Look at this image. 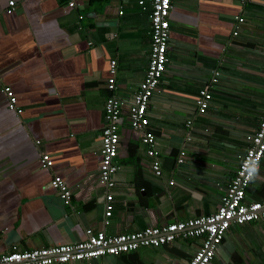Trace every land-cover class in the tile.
Masks as SVG:
<instances>
[{"label":"crops","instance_id":"0c3cea01","mask_svg":"<svg viewBox=\"0 0 264 264\" xmlns=\"http://www.w3.org/2000/svg\"><path fill=\"white\" fill-rule=\"evenodd\" d=\"M7 1L0 0V253L73 243L86 227L115 234L212 213L264 114V0H170L168 60L146 108L160 174L124 111L109 190L98 181L103 102L110 94L128 101L143 77L147 9L138 0H13L5 13ZM214 72L208 107L197 114V91ZM3 85L20 112L7 107ZM41 153L50 168L40 166ZM54 175L70 191L68 204L50 185ZM262 197L264 155L244 200ZM197 245L178 238L93 264H185ZM208 264H264V219L231 225Z\"/></svg>","mask_w":264,"mask_h":264},{"label":"built area","instance_id":"2783aa9c","mask_svg":"<svg viewBox=\"0 0 264 264\" xmlns=\"http://www.w3.org/2000/svg\"><path fill=\"white\" fill-rule=\"evenodd\" d=\"M143 9H147L150 40L148 60L142 79L128 101H123L113 94L108 95L103 102L104 124L100 132L98 181L106 190L113 184V175L118 169L114 158L119 145L118 124L121 114L125 111L130 129L136 133L140 142L145 146V153L152 158L151 168L155 175L160 174L159 161L155 157V138L148 129L146 108L153 90L156 88L167 64V48L169 40V10L170 0H138ZM14 1L8 0L5 13L13 9ZM69 6L73 2H68ZM121 14V11H118ZM238 21L242 19L237 18ZM235 34V32H233ZM116 60L108 61L105 87L112 91L115 87ZM214 76L209 82L198 89L195 96V111L203 114L211 99L210 84L216 80ZM7 101V107L16 112L20 109L15 105V97L9 86L1 88ZM190 127V120L186 121ZM188 139L189 136H186ZM248 145L238 158L234 174L229 179L220 202L209 214L198 215L184 220H174L157 226H146L140 230L106 234L103 230L93 231L84 229V238L73 243L56 244L46 247L17 249L14 245L7 252L0 253V264H63L81 262L93 264V261L105 255L134 251L140 247H159L171 243L178 238H196L198 245L185 264H208L221 242L225 232L233 224L241 225L246 222L264 219V197L245 201V190L250 180L247 177L248 168L255 162L259 163L264 155V114L259 119L256 129L246 137ZM38 143V140L35 141ZM184 151L180 150L176 162L181 163ZM39 164L42 168H50L51 157L41 153ZM63 203L68 204L70 191L59 176L54 175L50 181ZM111 194L106 193L104 216L111 214ZM106 222V221H104Z\"/></svg>","mask_w":264,"mask_h":264},{"label":"clouds","instance_id":"9594fccd","mask_svg":"<svg viewBox=\"0 0 264 264\" xmlns=\"http://www.w3.org/2000/svg\"><path fill=\"white\" fill-rule=\"evenodd\" d=\"M258 174V163H253L247 170V177L249 180H255Z\"/></svg>","mask_w":264,"mask_h":264}]
</instances>
